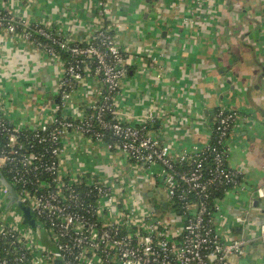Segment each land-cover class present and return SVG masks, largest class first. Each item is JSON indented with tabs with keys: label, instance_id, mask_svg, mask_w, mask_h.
I'll return each mask as SVG.
<instances>
[{
	"label": "built area",
	"instance_id": "obj_1",
	"mask_svg": "<svg viewBox=\"0 0 264 264\" xmlns=\"http://www.w3.org/2000/svg\"><path fill=\"white\" fill-rule=\"evenodd\" d=\"M6 1L0 0V42L22 37L60 59L52 45H41L38 34L74 58L70 64L62 62L56 115L38 125L10 121L2 86L17 72L0 62V174L17 196L12 203L0 179V238L9 242L15 264H235L232 259L245 253L249 242L222 233L216 220L221 200L210 206V197L220 186L246 191L242 172L227 168V141L238 114L217 110L213 132L220 148L209 142L179 152L151 130L158 118L130 125L117 110L127 53L114 35L118 21L108 0H98L104 20L81 42L19 18L2 4ZM90 75L97 87L77 109L74 93ZM108 132L117 141L114 152L125 162L103 169L102 177L77 165V152L83 138L103 144ZM210 157L213 166L205 173ZM150 191L158 194L154 204L143 196ZM254 195L264 199L263 189L256 188ZM18 202L32 212L36 228L25 223ZM168 202L179 207L162 216L153 212V205ZM245 223L244 216L236 219L237 226ZM260 237L264 240V227ZM12 263L0 257V264Z\"/></svg>",
	"mask_w": 264,
	"mask_h": 264
},
{
	"label": "crops",
	"instance_id": "obj_2",
	"mask_svg": "<svg viewBox=\"0 0 264 264\" xmlns=\"http://www.w3.org/2000/svg\"><path fill=\"white\" fill-rule=\"evenodd\" d=\"M6 1V0H4ZM116 40L127 53L117 110L130 125L158 118L156 134L177 151L208 144L215 112L232 110L238 123L227 141L228 166L242 172L246 191L230 190L216 220L231 240H248L235 264H264V0H108ZM19 18L51 27L65 39L88 41L104 18L98 0H8ZM15 67L3 106L12 123L49 122L56 113L64 64L24 38L0 42V62ZM97 87L90 75L74 93L77 109ZM69 109L66 110L67 114ZM159 116V117H158ZM77 165L105 176L125 159L105 143L80 140ZM70 146L71 143H70ZM152 193L150 197L149 194ZM151 204L156 192H146ZM153 201V202H152ZM244 216L246 223L237 226Z\"/></svg>",
	"mask_w": 264,
	"mask_h": 264
},
{
	"label": "trees",
	"instance_id": "obj_3",
	"mask_svg": "<svg viewBox=\"0 0 264 264\" xmlns=\"http://www.w3.org/2000/svg\"><path fill=\"white\" fill-rule=\"evenodd\" d=\"M35 37L39 40V42L41 43L42 46L46 45V44L52 45L54 50H55V52H56V55L60 58V60L62 62H64L65 65L66 64H70V63L73 62L74 58L72 57V55L69 52L65 51L64 49H61L59 45H57V44L54 45L53 42H50V41L46 40L45 38L41 37L38 34H35ZM216 113L217 112H215V115H216ZM214 118H215V116H214ZM157 127H158V122L155 123V125L151 128V130L156 131ZM214 129H215V127L212 125V132H213ZM103 142L106 145L108 144L112 148L117 143V141L114 138H111V134H109V132L106 135V137L104 138ZM210 144H212V146H217L219 148L222 146L221 144H219V140L217 139V136H216L215 132L212 133ZM212 166H213V159H212V157H210L205 163L204 172L206 173L207 170H211ZM184 168H187V166L184 165ZM227 168L229 169V166ZM4 177L6 178V180H8L10 182V178H11L10 176L8 177L7 175H4ZM230 189H231V186H220L219 188H216V190H213L212 191V195L210 197V199L212 200V202L210 203V206L214 204V200L215 199H221L222 197H224L226 191H228ZM15 190L17 192H19V189L17 187L15 188ZM164 207H166V208H164ZM178 207H173V202H168V203H166L165 206L162 205L161 207H158V210L157 209H153L154 210L153 212L157 216H162V215L168 214L169 212L175 211ZM211 210H212V208H211ZM35 222H37V221H35ZM34 228H36V226ZM42 241L44 243H46L47 239L43 236ZM10 248L11 247L9 245V242L6 241V239H4V238H0V257L12 260V262H13L12 264H15V262H14L15 261V257L10 252Z\"/></svg>",
	"mask_w": 264,
	"mask_h": 264
},
{
	"label": "water",
	"instance_id": "obj_4",
	"mask_svg": "<svg viewBox=\"0 0 264 264\" xmlns=\"http://www.w3.org/2000/svg\"><path fill=\"white\" fill-rule=\"evenodd\" d=\"M0 179L2 181V183L9 189L10 191V200L11 202H16L17 201V196H16V193L15 191L6 183V181L2 178L1 174H0ZM144 197H146V195L144 194L143 195ZM149 196L151 197L152 196V193L149 194ZM154 204V203H153ZM18 205L19 207L22 209V211L24 212V221L26 224L30 225L31 227H35L36 226V222H35V218H34V215L32 214V212L27 208L25 207L24 205H22L21 203L18 202ZM153 208L154 209H157L158 210V207L157 205H153ZM166 208V207H164Z\"/></svg>",
	"mask_w": 264,
	"mask_h": 264
}]
</instances>
